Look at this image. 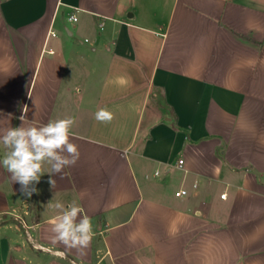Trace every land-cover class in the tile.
Wrapping results in <instances>:
<instances>
[{
    "label": "crops",
    "instance_id": "0c3cea01",
    "mask_svg": "<svg viewBox=\"0 0 264 264\" xmlns=\"http://www.w3.org/2000/svg\"><path fill=\"white\" fill-rule=\"evenodd\" d=\"M22 115L73 118L80 155L30 197L0 165V264H264V0H0V128Z\"/></svg>",
    "mask_w": 264,
    "mask_h": 264
},
{
    "label": "clouds",
    "instance_id": "9594fccd",
    "mask_svg": "<svg viewBox=\"0 0 264 264\" xmlns=\"http://www.w3.org/2000/svg\"><path fill=\"white\" fill-rule=\"evenodd\" d=\"M27 113V107L24 108ZM26 115H22L19 127L0 128V143L8 150L2 159V165L10 174L12 183H19L21 191L31 196L38 190L35 184L40 182L42 165L51 166L50 174H62L66 167L76 164L79 159L78 146L71 142V129L75 124L73 118L50 121L42 126H24ZM113 113L101 108L95 113L98 122L108 123L113 119ZM49 184L55 186L56 180L49 179ZM60 209L51 224V239L54 243H62L68 249H76L83 253L93 239V226L90 217L84 209L76 204H69Z\"/></svg>",
    "mask_w": 264,
    "mask_h": 264
},
{
    "label": "built area",
    "instance_id": "2783aa9c",
    "mask_svg": "<svg viewBox=\"0 0 264 264\" xmlns=\"http://www.w3.org/2000/svg\"><path fill=\"white\" fill-rule=\"evenodd\" d=\"M76 19H77V17H76L75 14L71 15L70 20H76ZM52 34H53V35H56L55 31H53ZM179 163L182 164V163H183V159H180V160H179ZM186 193H187V191H186L185 189H182V190H179V191L176 192V194H177L178 196H180V195H184V194H186ZM222 197H226V193H224V194L222 195ZM42 249H43V250H46L47 248L42 247ZM73 263H74V264H78V263H76L75 261H73Z\"/></svg>",
    "mask_w": 264,
    "mask_h": 264
}]
</instances>
